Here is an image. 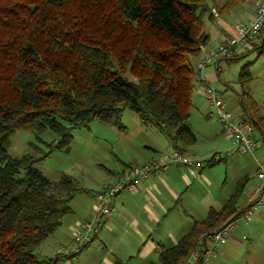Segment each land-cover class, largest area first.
<instances>
[{
  "label": "trees",
  "instance_id": "obj_1",
  "mask_svg": "<svg viewBox=\"0 0 264 264\" xmlns=\"http://www.w3.org/2000/svg\"><path fill=\"white\" fill-rule=\"evenodd\" d=\"M249 1L0 0V264H56L35 252L85 189L66 175L51 180L35 165L68 150L74 130L98 121L122 131L129 109L172 150L184 154L196 144L189 118L211 10L226 15ZM254 50L264 54V31ZM251 79L243 67L241 86ZM239 97V119L253 124L264 146V112L248 91ZM17 130L57 139L41 141L47 151L39 156L13 158L7 146ZM245 183L175 246L162 247L161 264H183L201 238L240 217Z\"/></svg>",
  "mask_w": 264,
  "mask_h": 264
},
{
  "label": "crops",
  "instance_id": "obj_2",
  "mask_svg": "<svg viewBox=\"0 0 264 264\" xmlns=\"http://www.w3.org/2000/svg\"><path fill=\"white\" fill-rule=\"evenodd\" d=\"M247 4L249 7L239 8L226 15L219 14L216 7L212 8L213 19H208L206 24L210 40L203 48L201 57L196 61L197 67L206 54V48L215 49L237 22L251 16L252 7L249 2ZM254 51L253 48L235 60L244 58L246 54ZM223 61L227 60L215 58L200 73L201 82L197 84L193 93L189 125L197 137V142L188 147L184 155L192 159L194 164L171 165L163 172L151 173L147 179L137 185L135 190L122 192L112 200L110 216L106 217L104 224L93 233L91 242L82 252L78 255L58 254L63 249H71L77 230L91 218L98 205L99 194L106 187L116 183L119 175L130 166L164 164L165 156L172 151V147L168 141V148L164 152L148 148L155 153V156L146 161L139 162L132 157L127 161L117 158L119 167L106 169L94 184L95 190L84 188L85 192L74 198L70 205V213L61 220L57 230L47 241L36 250L37 258H56V264H161L162 247L175 246L191 231L196 221L205 220L211 210H220L227 203L232 195L227 201L222 196L210 195V189L214 185L211 179L213 170L204 169V166L211 169L216 164L211 162L215 152L235 147L234 140L223 133L222 126L207 118L208 103L202 94L205 85L216 88L221 85L220 88L224 87V92H228V84L220 77ZM237 98L238 101L234 96H226V99H223L228 112L241 118L244 110L243 107L239 108L241 104L239 95ZM158 153L160 155L157 157ZM263 162L264 146L256 153L255 158H252L251 154H241L231 162L229 168L237 170L242 175L247 173L244 179L239 181L249 182L250 172L257 177L259 165ZM224 163L228 162L224 161ZM259 187V183L245 185L242 195L244 200L239 203V207H248L256 202V192ZM254 217L251 222H244L243 226H238L228 242L219 247L215 256H210L205 248L201 257L192 260L190 264H230L234 261L230 252L232 246H242L245 240L252 242L250 237L259 238L264 242V233L263 235L259 233L264 228V209ZM238 236H241L242 241L237 238ZM253 247L254 245L246 255V262L253 259L255 254ZM205 256H208L209 260H204ZM183 264H188L187 260Z\"/></svg>",
  "mask_w": 264,
  "mask_h": 264
},
{
  "label": "rangeland",
  "instance_id": "obj_3",
  "mask_svg": "<svg viewBox=\"0 0 264 264\" xmlns=\"http://www.w3.org/2000/svg\"><path fill=\"white\" fill-rule=\"evenodd\" d=\"M247 7H249L247 3L241 6L242 9ZM246 66L252 79L246 86L242 87L238 83V78L242 68ZM220 77L229 86L228 92H224L223 98L234 96L238 101V95L243 91H248L264 112V54L259 55L257 51H254L238 60L223 61ZM220 87L222 86L220 85ZM220 87L213 88L220 89ZM223 101L225 100L223 99ZM237 104L238 102H236ZM239 108H242L241 104H239ZM122 123L125 126L122 131L110 124L98 121L74 130L68 150L54 152L49 158L37 162L35 168L51 180H58L62 175H66L77 181L80 187L95 190L94 184H96L100 175L105 173L106 169L119 167L117 158H123L124 161H127L132 157L139 162L146 161V159L155 156V153L148 148L157 149L159 152H164L168 148V140L159 134L156 128L142 125L129 109L125 110ZM253 133L256 140V151L251 156L255 158L256 153L263 147V143L259 131L254 128ZM56 139L57 136L49 131L37 134L32 130H17L10 137L7 152L13 158L24 155L39 156L37 150L47 151V146L41 141L50 143ZM229 149L231 148L218 150L215 153H224ZM156 155L158 157L160 153ZM240 156L241 154L236 152L234 156L216 163L211 169L204 166L205 170H213L211 179H213L214 185L210 189L211 196H222L227 201L235 193L240 181L244 179L243 177L247 173L244 175L239 174L237 170L229 168V166L235 158ZM224 161L228 163H224ZM249 175L250 180L247 181L248 183L246 182V185L257 183L261 185L258 177L251 172ZM243 200L244 196H242L239 203H242ZM244 224L242 220L238 222L239 227ZM259 233L263 235L264 228ZM237 238L242 241L241 236ZM250 239L252 242L245 240L244 245L231 247L230 252L234 261L230 264H264V242L259 238L250 237ZM253 245V249H255L253 259L246 262V255Z\"/></svg>",
  "mask_w": 264,
  "mask_h": 264
},
{
  "label": "built area",
  "instance_id": "obj_4",
  "mask_svg": "<svg viewBox=\"0 0 264 264\" xmlns=\"http://www.w3.org/2000/svg\"><path fill=\"white\" fill-rule=\"evenodd\" d=\"M252 14L248 19L236 23L230 33H227L224 41L214 48H206V54L198 65L200 73L211 64L215 58L224 60H233L252 50L259 42L264 31V0H250ZM202 94L208 103L207 118L218 122L223 129V133L231 137L235 142V147L224 153H215L212 163H219L229 157L239 154H254L256 151V140L254 138V126L251 122H241L238 116L231 115L223 101L225 88L216 89L211 85H205L202 88ZM194 164L193 160L184 154L172 150L165 156V162L162 165H135L119 175L116 183L106 187L98 197L96 206L91 218L82 224L77 230L73 245L70 250H61L58 254L78 255L92 240L95 233L103 224L104 219L110 216L112 211V200L124 191H133L137 185L147 179L153 172H163L171 165L190 166ZM258 180L261 182L257 190V200L248 206L240 217L227 222L219 230L211 234L208 238H201L197 248L187 259L190 264L192 260H198L205 248L210 256H215L219 247L226 244L231 235L238 227L239 221L249 223L253 220L256 213L264 209V162L260 163ZM68 252V253H67ZM204 260H209L208 256Z\"/></svg>",
  "mask_w": 264,
  "mask_h": 264
}]
</instances>
